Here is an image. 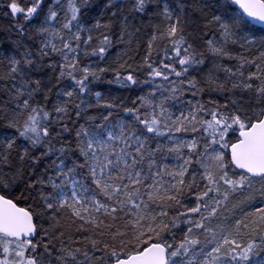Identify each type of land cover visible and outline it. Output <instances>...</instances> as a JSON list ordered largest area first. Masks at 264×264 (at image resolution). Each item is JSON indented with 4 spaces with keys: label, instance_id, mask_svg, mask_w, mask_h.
Segmentation results:
<instances>
[{
    "label": "snow or ice",
    "instance_id": "1",
    "mask_svg": "<svg viewBox=\"0 0 264 264\" xmlns=\"http://www.w3.org/2000/svg\"><path fill=\"white\" fill-rule=\"evenodd\" d=\"M0 264H264V0H0Z\"/></svg>",
    "mask_w": 264,
    "mask_h": 264
},
{
    "label": "trees",
    "instance_id": "2",
    "mask_svg": "<svg viewBox=\"0 0 264 264\" xmlns=\"http://www.w3.org/2000/svg\"><path fill=\"white\" fill-rule=\"evenodd\" d=\"M105 87H107V86H105ZM114 87V86H113Z\"/></svg>",
    "mask_w": 264,
    "mask_h": 264
}]
</instances>
